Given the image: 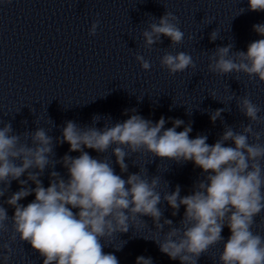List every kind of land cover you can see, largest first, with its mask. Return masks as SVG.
<instances>
[{"label":"clouds","instance_id":"9594fccd","mask_svg":"<svg viewBox=\"0 0 264 264\" xmlns=\"http://www.w3.org/2000/svg\"><path fill=\"white\" fill-rule=\"evenodd\" d=\"M248 10L264 12V0H248ZM244 11L241 8L238 15ZM99 23L98 19L92 23L90 36L97 34ZM179 24V17L170 11L159 19L153 17L142 32L144 47L161 44V37L171 41L170 47L182 44L185 33ZM252 27L261 38L250 42L247 51H234L232 43L216 47L209 55L210 73H243L264 83V23ZM218 37L212 31L210 42ZM135 59L142 70H151L152 63L142 54L137 53ZM160 66L175 75L196 64L189 53L165 51ZM210 96L215 99V93ZM228 99L235 100L248 123L240 122L234 128L224 124L225 107L206 110L213 124L217 119L224 124L213 144L207 143V135L191 138V122L164 116L153 122L135 108L124 110L128 118L122 122L113 123L107 117L109 122L104 120L102 128L96 126L102 120L100 114L93 115L91 125L68 120L61 136L55 138L43 127L17 133L11 122L0 121V261L9 264L19 240L30 245L42 264H119L117 256L105 253L104 247L130 228L138 231L148 226L142 218L149 217L155 233L151 240L162 254L180 264H198L218 244L223 247L218 257H212L214 264H264V235L253 230L256 217L264 224V128L256 127L264 125V116L247 95L233 93ZM186 114L191 115L188 110ZM169 122L172 126L166 128ZM64 143L69 145L68 152L56 159L55 148ZM85 149L98 155L93 157ZM73 152L79 155H70ZM147 154L152 161L191 162L201 170V178L189 194L181 195L180 185L170 189L167 180V190L162 191L161 177L149 174L146 166L141 169L132 163L139 170L129 172L126 159ZM58 164L66 174L55 170ZM46 170L47 187L42 180ZM14 181L19 187L12 192ZM30 195L33 200L21 203ZM161 204L172 210V217L183 207L179 221L164 217ZM9 207L14 210L11 216ZM225 227L230 232L226 240L222 235ZM123 245L115 250H122ZM135 264L154 261L141 255Z\"/></svg>","mask_w":264,"mask_h":264}]
</instances>
